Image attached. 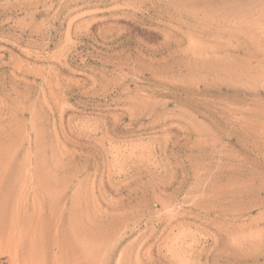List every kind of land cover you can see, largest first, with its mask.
<instances>
[{"label": "rangeland", "instance_id": "1", "mask_svg": "<svg viewBox=\"0 0 264 264\" xmlns=\"http://www.w3.org/2000/svg\"><path fill=\"white\" fill-rule=\"evenodd\" d=\"M0 145V264H264V0H0Z\"/></svg>", "mask_w": 264, "mask_h": 264}, {"label": "bare ground", "instance_id": "2", "mask_svg": "<svg viewBox=\"0 0 264 264\" xmlns=\"http://www.w3.org/2000/svg\"><path fill=\"white\" fill-rule=\"evenodd\" d=\"M257 42H258V41H257ZM211 62H212V61H211ZM215 63H216V62H215ZM218 63H219V62H218ZM205 64H206V63H205ZM207 64H208V63H207ZM211 64H212V63H211ZM222 64H224V65H222L223 67L220 66L221 64H220V65H219V64L214 65V69H213V70L223 69V68H224V70L228 71L229 73L234 72V67H233L232 64H230V63H222ZM238 66H239V65H238ZM241 66H242V65H241ZM241 66H240V67H241ZM210 68H211V67H210ZM212 68H213V67H212ZM226 71H225V72H226ZM241 71H242V70H241ZM246 72H247V71H246ZM235 73H237V72H235ZM231 74H232V73H231ZM232 75H233V74H232ZM230 76H231V75H230ZM238 76H239V75H238ZM244 77H245V75H244ZM241 78H242V77H241ZM1 140H2V139H1ZM1 145H2V144H1ZM1 145H0V146H1ZM4 156H5V155H4ZM1 161H2V160H1ZM1 161H0V162H1ZM15 175H16V174H15ZM16 177H17V176H16ZM15 179H16V178H15ZM51 179H52V178H51ZM42 180H44V179H42ZM62 182H63V181H62ZM55 183H56V182H55ZM12 184H13V183H12ZM48 184H49V183H48ZM43 187H44V186H43ZM56 187H57V186H56ZM56 187H55V188H56ZM63 187H64V186H63ZM57 188H58V187H57ZM57 188H56V189H53V190H55V191L58 193V191H60V190L57 191ZM46 189H48V188H46ZM60 189H61V187H60ZM44 191H45V190H44ZM47 192H48V191H47ZM53 192H54V191H53ZM50 194H51V193H50ZM50 194H49V195H50ZM53 194H54V193H53ZM88 195H89V194H88ZM57 196H58V195H55V196H53V197H57ZM49 197H51V196H49ZM49 197H48V198H49ZM53 197H51V198H53ZM51 198H50V201H52V200L54 199V198H53V199L51 200ZM77 198H78V197H77ZM56 199H57V198H56ZM56 199H55V200H56ZM53 201H54V200H53ZM84 201H86V200H84ZM88 201H89V199H88ZM86 204H87V203H86ZM88 204H89V203H88ZM86 206H87V205H86ZM75 207H76V206H75ZM88 208H89V206H88ZM88 208H87V209H88ZM92 209H94V208H92ZM87 212H88V211H87ZM11 213H12V212H11ZM88 213H89V212H88ZM13 215H14V214H12L11 216H13ZM11 216H10V217H11ZM93 216H95V215H93ZM85 217H86V216H85ZM87 217H88V216H87ZM12 218H13V217H12ZM86 219H87V218H86ZM89 219H90V217H89ZM90 220H91V219H90ZM13 221H14V220H13ZM88 221H89V220H88ZM91 221H92V220H91ZM94 224H95V223H94ZM74 234H75V233H74ZM76 234H77V233H76ZM76 234H75V236H76ZM96 234H97V233H96ZM85 235H86V234H85ZM87 235H88V234H87ZM87 235H86L85 237H84V236H83V237L86 238ZM101 235H102V234H101ZM73 236H74V235H73ZM89 236H90V235H88V237H89ZM98 236H99V235H98ZM94 237H95V235H94ZM99 237H100V236H99ZM73 238L76 239V238H78V237L76 236V237H73ZM80 238H81V237H80ZM80 238H78V239H80ZM89 238H90V241H89V242H91V239H92V245H93V244H94L93 241H94L95 239H93L92 237H89ZM101 239H102V240L104 239V234H103V237H102ZM101 239L98 238L97 240H101ZM80 240L82 241L83 239L81 238ZM97 240H95V241H97ZM102 240H101V241H102ZM87 241H88V240H87ZM77 242H78V240H77ZM97 242L101 243L100 241H97ZM85 243H86V242H85ZM78 244L80 245L81 243L78 242ZM83 244H84V241H83V243L81 244V246H82ZM90 244H91V243H88V242H87L86 246H89ZM95 244H96V243H95ZM93 247H94V246H93Z\"/></svg>", "mask_w": 264, "mask_h": 264}]
</instances>
